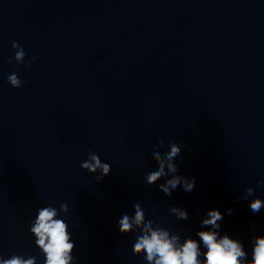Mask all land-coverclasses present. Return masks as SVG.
<instances>
[{"label":"clouds","instance_id":"1","mask_svg":"<svg viewBox=\"0 0 264 264\" xmlns=\"http://www.w3.org/2000/svg\"><path fill=\"white\" fill-rule=\"evenodd\" d=\"M13 48L19 49L15 53V60L23 64L26 55L23 47L18 42H14ZM35 59L32 57L29 65ZM7 79L13 87H22L23 82L15 73L10 74ZM158 146L164 147L162 139L158 141ZM169 148L170 150L165 152L163 157L159 151L152 152V158L158 169L146 173V183L153 185L161 178H166L158 186L165 197H171L173 190L178 187H182L186 192H191L195 187V178L188 179L177 174L181 145L170 141ZM81 168L92 174L99 172V175L95 177L98 182L111 172V165L102 162L100 157L92 152L88 153V159L81 162ZM169 173L172 175L167 178ZM261 183L264 184V181ZM253 195L254 189L248 187L243 198L247 199ZM133 207V216L125 213L119 219V232L128 234L134 231V227L139 230L133 245L134 254L146 253L144 258L148 264H153V262L154 264H264V236L255 240L252 258L248 262L242 242L231 239L228 235L218 238L216 231H200L198 233L199 240L206 248V251L202 253L197 240L189 238L180 244L178 235H170L168 230L159 225L154 226L153 220H146L145 211L140 202L135 203ZM249 207L253 213H258L264 207V201L259 198L254 199ZM68 210L66 203L60 205L59 212L67 213ZM170 212L180 219L188 217L186 210L171 208ZM231 212L232 209H229L228 213L231 214ZM57 216L58 210L51 205L39 208L29 231L34 234L35 245L41 249L45 257L44 264H73L72 253L76 245L68 230L69 225L64 219L57 218ZM208 217L202 221V224L218 229L220 226L217 221L223 218L222 214L218 210H211L208 212ZM201 256H203V260H201ZM0 264H37V261L35 257L23 259L19 255H13L10 259H0Z\"/></svg>","mask_w":264,"mask_h":264}]
</instances>
